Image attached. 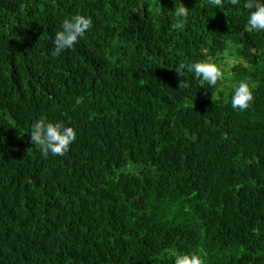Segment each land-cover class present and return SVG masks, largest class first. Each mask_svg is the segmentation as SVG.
Returning <instances> with one entry per match:
<instances>
[{
  "label": "trees",
  "instance_id": "16d2710c",
  "mask_svg": "<svg viewBox=\"0 0 264 264\" xmlns=\"http://www.w3.org/2000/svg\"><path fill=\"white\" fill-rule=\"evenodd\" d=\"M183 2L173 28V0H0V264H264V32L243 0ZM75 14L90 29L53 54ZM206 58L212 88L175 70ZM38 118L77 130L66 153L33 144Z\"/></svg>",
  "mask_w": 264,
  "mask_h": 264
},
{
  "label": "clouds",
  "instance_id": "9594fccd",
  "mask_svg": "<svg viewBox=\"0 0 264 264\" xmlns=\"http://www.w3.org/2000/svg\"><path fill=\"white\" fill-rule=\"evenodd\" d=\"M232 5H238L241 0H230ZM210 6L219 7L222 0H208ZM172 15L175 17L173 28H181L189 16V7L183 0H173ZM243 7L247 9L245 27L249 31L264 32V0H243ZM167 9V8H166ZM160 9L158 8L157 11ZM92 20L90 17L75 14L62 20L60 29L52 37L53 54H59L66 49H73L78 40L90 29ZM175 70L182 74L183 70L193 73L194 78L201 81L202 86L212 88L218 81L225 78L227 67L212 59L195 60L187 65L179 64ZM187 81H181L179 87H187ZM256 81L245 78L232 85L230 105L234 110L247 109L254 98ZM31 141L44 154L53 156L63 155L69 150L71 143L76 139L77 130L67 125L62 120H48L38 118L31 123ZM206 258L199 250L179 251L174 256L173 264H205Z\"/></svg>",
  "mask_w": 264,
  "mask_h": 264
}]
</instances>
